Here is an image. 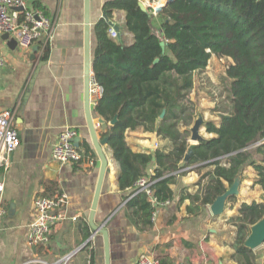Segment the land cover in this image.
<instances>
[{
  "label": "crops",
  "instance_id": "0c3cea01",
  "mask_svg": "<svg viewBox=\"0 0 264 264\" xmlns=\"http://www.w3.org/2000/svg\"><path fill=\"white\" fill-rule=\"evenodd\" d=\"M40 1L55 21L46 48L40 43L27 49L18 45L13 48L9 39L0 38V54L6 59V65L0 68V111L17 107L15 124L21 138L9 168L0 169L6 208L0 229V264H24L35 258L62 264L60 260L69 254L72 256L67 264H90L92 259L94 264H106L103 236L95 233L89 223L101 163L85 111L84 0ZM104 2L91 0L92 79L97 46L94 25L102 17ZM115 12L124 18L119 24L120 37L126 44H132L134 36L125 26L126 12L115 10L114 18ZM91 98L96 122L100 116L94 108L100 97L92 93ZM66 128L78 130L79 148L84 154L78 163H61L52 156L58 134ZM106 128L105 122L97 125L101 139ZM127 141L135 152L154 154L157 149L166 152L173 149L169 139L143 129L127 131ZM84 142L89 144V151L82 146ZM103 149L108 168L95 223L109 233L111 264H138L143 253L154 256L159 264H238L233 247L238 222L233 219L240 215L243 203H250L246 200L248 193L241 190L231 197L220 215H214L210 205L193 213L189 210L192 203L189 195L204 187L209 179L207 173L214 167H202L205 163L187 165L175 172L174 198L156 206L155 217L148 226L131 216L127 204L130 190H121L119 185L120 164L108 144ZM156 166L154 160L149 164L150 176ZM243 172L256 176L252 166ZM224 183L229 187L227 181ZM183 190L189 193H181ZM183 194L188 195L183 199ZM61 195L65 197V205L53 212H63L64 218L52 224L48 244L29 246V228L36 217L35 200L40 196L53 199ZM197 205L195 202L194 206ZM253 250L257 254L256 264H263L264 245Z\"/></svg>",
  "mask_w": 264,
  "mask_h": 264
},
{
  "label": "trees",
  "instance_id": "16d2710c",
  "mask_svg": "<svg viewBox=\"0 0 264 264\" xmlns=\"http://www.w3.org/2000/svg\"><path fill=\"white\" fill-rule=\"evenodd\" d=\"M33 4L49 14L42 1ZM115 10L126 12L125 26L134 42L114 38L103 17L94 25V79L104 89L94 110L107 124L103 138L108 137L120 164V189L130 190L131 216L145 225L152 223L156 206L146 192L135 194V183L150 176L147 169L153 160L157 166L151 177L159 203L174 198L172 185L179 169L196 163L214 167L204 187L189 195L193 213L211 205L227 190L224 180L231 185L248 166L256 172V183L264 187V0H172L159 13L158 29L152 9L143 11L139 0H105L103 11L109 19ZM213 56L231 60L226 70L231 110L219 122L208 121L205 127L212 136L198 143L185 161L188 127L196 117L188 95L195 73L205 70ZM141 129L169 139L173 149H157L154 154L133 151L127 131ZM82 146L89 151L87 142ZM239 213L233 219L238 222L234 257L238 264H256L257 254L245 240L250 225L264 217V202L243 203Z\"/></svg>",
  "mask_w": 264,
  "mask_h": 264
},
{
  "label": "built area",
  "instance_id": "2783aa9c",
  "mask_svg": "<svg viewBox=\"0 0 264 264\" xmlns=\"http://www.w3.org/2000/svg\"><path fill=\"white\" fill-rule=\"evenodd\" d=\"M34 0H0V38L5 33H9L11 38H15L17 44L22 49L32 47L40 43L47 47L54 30L55 21L40 7L33 4ZM110 33L114 38L119 37L118 32L111 28ZM6 65V59L0 54V68ZM103 87L92 79V93L99 97L103 94ZM17 107L0 111V169H8L11 165L13 153L21 145L19 131L15 124ZM101 125V124H98ZM78 130L66 128L62 130L52 148V156L61 163H78L83 157V151L76 146L74 138L77 137ZM154 180L151 176H143L135 183L136 193L146 192L155 206L167 204L169 201L159 203L153 188ZM4 185L0 182V229L6 214L3 204ZM64 195L50 199L47 196H40L35 200L36 217L30 224L28 245L40 247L47 245L51 233L52 224L64 218L63 212L54 213L53 209L63 208L65 205ZM155 210L152 220L155 217ZM72 254L64 256L60 262L67 264ZM24 264H49L41 258L27 261ZM138 264H159L158 260L149 254L143 253L138 260ZM208 264V263H202Z\"/></svg>",
  "mask_w": 264,
  "mask_h": 264
},
{
  "label": "water",
  "instance_id": "95a60500",
  "mask_svg": "<svg viewBox=\"0 0 264 264\" xmlns=\"http://www.w3.org/2000/svg\"><path fill=\"white\" fill-rule=\"evenodd\" d=\"M139 6L143 11H148L146 5L143 1L139 0ZM84 21H85V111H86V117L87 122L92 138L93 145L97 151V154L100 158V172H99V178L98 183L96 187V192L92 204V209L89 215V223L91 228L95 233H100L103 236L104 239V246H105V258H106V264H111V258H110V241H109V233L107 229L101 225H97L95 223V212L97 208V204L99 201V197L101 194V189L105 180L107 168H108V158L106 156V153L103 149V145L108 144V137L102 138L99 137L97 133V125L103 124L105 120L103 118H99L98 121L95 122L93 115H92V108H91V95H92V77H91V29H92V21H91V0H84ZM102 17L105 18L110 26L114 28L118 32V36H120V26L115 23L113 20L109 19L106 12L103 11ZM4 39H9V45L13 48H15L18 44L15 38H11L9 33H5L3 35ZM161 45L163 48H165V42L162 41ZM159 59H156L155 62H158ZM166 112V109H164L163 113L161 114V117H164ZM117 121V118H114L110 123L113 125ZM209 120L205 119L204 115L199 110L195 121L192 126L189 127L190 130V147L188 150V153L185 157V161H188L191 154L193 153L194 147L200 143L201 141H205L209 139V137H206L203 134V127L208 123ZM80 137L79 135L74 138V142L77 147L80 146ZM156 134L154 136V140L152 142V145L155 146L156 143ZM242 174L243 169L239 171L237 176L235 177L234 182L229 185L227 190L217 196L215 201L210 205L211 211L214 215H220L224 213L227 201L234 196L239 195V189L242 181ZM264 245V217L256 222L255 224L250 225V234L248 235L247 239L245 240V246L251 249H256L260 246Z\"/></svg>",
  "mask_w": 264,
  "mask_h": 264
},
{
  "label": "rangeland",
  "instance_id": "374dc122",
  "mask_svg": "<svg viewBox=\"0 0 264 264\" xmlns=\"http://www.w3.org/2000/svg\"><path fill=\"white\" fill-rule=\"evenodd\" d=\"M141 1L144 2L148 11H151L152 9V12L156 16V19L154 20L155 29H158L160 27L159 13L163 11V7L171 0L159 9L155 7V5H158L159 0ZM121 16L122 14L118 13L116 14V17L111 20L119 25L121 24L122 20H124V18ZM230 62L231 60L225 57L213 56L205 70L195 73L194 88L189 93L188 99L192 102V106L194 107L193 110L196 116L200 110L205 119L219 122L221 115L223 113H227V110H231V102L228 94L230 82L226 76V70L229 67ZM203 134L207 137L212 136V134L207 132L205 126L203 127ZM241 183L242 184L240 185L239 193H241V190L244 193H248L246 197L248 202L251 203L253 200L260 202L263 200L264 202V187L262 188L260 184L256 183V176H252L246 172H243V181H241Z\"/></svg>",
  "mask_w": 264,
  "mask_h": 264
},
{
  "label": "bare ground",
  "instance_id": "6f19581e",
  "mask_svg": "<svg viewBox=\"0 0 264 264\" xmlns=\"http://www.w3.org/2000/svg\"><path fill=\"white\" fill-rule=\"evenodd\" d=\"M168 1H170V0H159V3H158V5H155V7L157 8V9H159L160 7H162L163 5H165ZM171 2V1H170ZM169 2V3H170ZM167 5H168V3H167ZM167 5H165V6H167ZM164 6V7H165ZM163 7V8H164ZM263 188V187H262ZM245 191V190H244Z\"/></svg>",
  "mask_w": 264,
  "mask_h": 264
}]
</instances>
